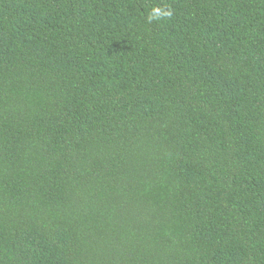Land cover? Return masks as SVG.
<instances>
[{
    "label": "trees",
    "instance_id": "trees-1",
    "mask_svg": "<svg viewBox=\"0 0 264 264\" xmlns=\"http://www.w3.org/2000/svg\"><path fill=\"white\" fill-rule=\"evenodd\" d=\"M0 264H264V0H0Z\"/></svg>",
    "mask_w": 264,
    "mask_h": 264
}]
</instances>
